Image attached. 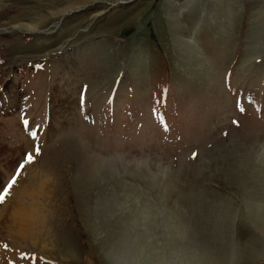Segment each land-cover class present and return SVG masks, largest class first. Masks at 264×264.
<instances>
[{
    "label": "rangeland",
    "instance_id": "374dc122",
    "mask_svg": "<svg viewBox=\"0 0 264 264\" xmlns=\"http://www.w3.org/2000/svg\"><path fill=\"white\" fill-rule=\"evenodd\" d=\"M262 144L264 0H0V193L24 164L0 264H115L130 187L219 264H264L239 173Z\"/></svg>",
    "mask_w": 264,
    "mask_h": 264
},
{
    "label": "bare ground",
    "instance_id": "6f19581e",
    "mask_svg": "<svg viewBox=\"0 0 264 264\" xmlns=\"http://www.w3.org/2000/svg\"><path fill=\"white\" fill-rule=\"evenodd\" d=\"M28 26L35 30L34 26ZM18 27L21 28V26ZM262 145H255V148L250 149L251 152L249 151L239 158L241 167L239 173L242 186L246 189L245 199L249 215L254 224L264 234V145ZM88 168V170L83 171L85 174H83L84 178L93 175L92 173L95 171L100 172L99 168L96 170L97 167L90 168L89 166ZM157 173L155 171V174ZM163 174L165 175V173ZM163 174H160V176L162 177ZM161 180H159L160 185H162ZM94 181L96 182V178ZM91 182L92 180L90 179ZM129 189L132 191L128 194H124L121 191L122 197H118L119 200L114 204L117 208L121 207L119 210L114 209L113 203L115 200L113 202L110 200V205H112L110 208L112 210L109 214L110 216L117 215L114 221L116 222V219L118 222L120 221L121 228L117 232L116 228L112 229L113 233L111 235H105L107 237V240H104L105 243L101 241L104 245L106 244L104 246L105 251H107V255L110 256L115 264H219L206 250L199 249L197 246L192 245L191 241L189 242L187 223L180 217L174 203L164 199L161 195L160 197L162 198L158 202L153 203L152 200L149 201L140 197L138 188L135 190L130 187ZM105 201V205L109 203V199L106 198ZM104 209H106V206ZM92 225L90 228L95 227ZM97 233L96 235L98 236ZM40 236H36V240L41 242L42 240L38 239ZM45 239L48 240V238ZM103 239H105L104 235ZM59 243L52 242L51 244L54 249L60 252L65 251L66 246L62 244L63 242Z\"/></svg>",
    "mask_w": 264,
    "mask_h": 264
},
{
    "label": "snow or ice",
    "instance_id": "6c2138e0",
    "mask_svg": "<svg viewBox=\"0 0 264 264\" xmlns=\"http://www.w3.org/2000/svg\"><path fill=\"white\" fill-rule=\"evenodd\" d=\"M32 135H35V133L33 132ZM40 149L36 148V152L39 153ZM194 156L196 155L195 153L193 154ZM33 156L32 154H28L26 156V162H32L33 161ZM24 164L21 163L20 166L16 169V174L13 175V177L11 178V180H9L7 182L6 185L3 186V191L2 193H0V202H3L5 196L8 194L9 190L12 188V186L17 182V178L21 173V170L23 169ZM5 247H7V245H5Z\"/></svg>",
    "mask_w": 264,
    "mask_h": 264
}]
</instances>
